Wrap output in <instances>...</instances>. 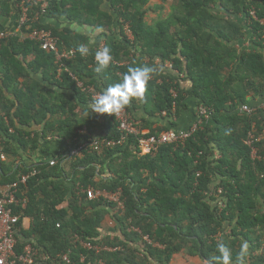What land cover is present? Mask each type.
<instances>
[{
	"label": "trees",
	"instance_id": "obj_1",
	"mask_svg": "<svg viewBox=\"0 0 264 264\" xmlns=\"http://www.w3.org/2000/svg\"><path fill=\"white\" fill-rule=\"evenodd\" d=\"M48 1L34 25L50 29L60 50H74L63 66L37 40H20L17 35L0 40V154L14 158L6 163L0 158V175H4L0 185L17 182L18 197L27 199L12 205L19 216L17 252L32 243L38 250L36 259L47 258L48 264H99L100 260L170 264L174 254L221 264L216 245L223 242L231 252L230 264H264L263 254H253L264 248V139L255 143L260 159L251 158L243 141L253 123L257 132L264 127V109L254 116L238 111L241 104L264 100V28L252 19L251 35L247 34L239 19L240 15L250 18L252 8L258 18L264 17V0ZM169 1L175 4L167 11L169 16L162 13L160 21L150 23L148 13L160 12ZM20 2L0 0L1 27L14 28ZM32 9L41 13L39 5ZM87 28L100 31L98 40L83 31ZM116 31L121 38H110ZM247 39L250 48L238 47ZM102 40L113 60L96 73L95 53ZM80 46L88 49L87 54H81ZM155 59L169 61L172 67H159ZM143 66L157 71L143 98H133L126 108L143 113L142 122L150 133L178 128L171 116L174 102L178 118L182 110L196 105L211 108L215 126L198 130L185 145L165 144L145 155L134 136L81 158L68 157L64 148L54 152L55 142L61 147L77 145L83 127L91 137L121 138L113 114L93 113L89 88L102 93L120 82L129 68ZM163 111L166 117L161 116ZM35 125L41 129H34ZM40 148L48 159L33 164ZM216 151L222 155L218 160L213 158ZM33 170L37 173L21 183V175ZM88 186L122 189L123 208L103 198L89 200L83 192ZM219 187L223 194L218 201L210 192ZM107 216L116 221L114 231L121 235L101 237ZM24 218L33 219L28 229L22 225ZM226 222L233 226L231 233L216 237ZM87 242L115 250L97 251L85 247ZM245 243L250 249L241 259ZM66 253L68 263L61 258Z\"/></svg>",
	"mask_w": 264,
	"mask_h": 264
},
{
	"label": "built area",
	"instance_id": "obj_2",
	"mask_svg": "<svg viewBox=\"0 0 264 264\" xmlns=\"http://www.w3.org/2000/svg\"><path fill=\"white\" fill-rule=\"evenodd\" d=\"M36 5L40 6L41 13L40 11L34 12L32 9V7ZM48 5V0H21V2L16 7L18 11H16V19L12 25L14 28L7 29L0 26V40L12 35H17L20 40L26 38L37 40L39 41L40 47L43 50L52 51L55 53V62L61 67L63 66V60H69L74 54V50H60L58 46V38L53 35L50 29L38 28L34 25L35 22L42 18L44 14L43 12L48 7ZM250 14L252 19L258 20L259 23L264 26V17L258 18L253 9L251 10ZM22 29L25 30L22 31ZM103 47L104 43L100 45L99 49ZM165 65L171 67L172 64L169 62ZM65 70L69 71L67 68H65ZM70 76L77 81L79 87H83V82L78 80L77 77L73 75V73L70 72ZM89 90L92 92L94 99L101 94V92H95L92 88H89ZM171 93L174 97L177 96V93L174 89H172ZM259 109H264V102L258 105L242 104L240 106V111L249 116L256 115ZM196 112L199 119L188 129H170L159 134H150L149 131L143 126L142 120L137 118L125 107L120 112L113 114L115 121L117 122L118 129L121 132V138L115 140L109 139L108 137H91L87 130H82L80 133L84 134V136L78 140V144L73 146L69 154L71 157L81 158L87 152H97L122 144L123 141L130 136L137 138V142L142 154L157 151L164 144H184L195 131L200 129L210 120L211 111L207 107L199 105L196 108ZM254 129H256L255 124H253L252 130L249 132L248 138L244 141L245 144L252 147L251 154L253 157L256 154L253 144L255 142L262 141L264 138V127H262L260 132H256ZM0 158L2 160L6 159V155L1 153ZM54 163L55 159L50 160L51 165ZM36 173L37 171L33 170L27 174H22L20 182L26 183L27 180ZM18 190V183L15 182L10 184L6 192L0 196V264H48L47 258H44L41 261L36 259L38 250L32 243H27L21 252H17L16 246L17 238L19 236L17 223L19 222V216L13 213L12 205L27 201L26 198L18 197ZM83 192L86 193L89 200L103 198L108 202H114L120 206H123L121 201L122 189L120 188L110 191L108 189L88 186L83 190ZM219 192H221V190H219ZM144 239L152 244V241L148 236H145ZM84 245L87 248H93L100 251L107 248L93 246L88 242ZM61 258L67 263L70 262L69 253L63 254ZM83 260L84 257H82V261ZM99 264L106 263L103 260H100Z\"/></svg>",
	"mask_w": 264,
	"mask_h": 264
},
{
	"label": "clouds",
	"instance_id": "obj_3",
	"mask_svg": "<svg viewBox=\"0 0 264 264\" xmlns=\"http://www.w3.org/2000/svg\"><path fill=\"white\" fill-rule=\"evenodd\" d=\"M252 9L254 10V8H252ZM252 9L249 10V13L251 12ZM251 17H252L251 14H250V18L244 17V15H240V17H239V19H243L244 29L246 30L247 34L249 33L250 35H251V30H252V28L250 27V25L252 23L251 22L252 21ZM259 25L264 28V26H262L260 23H259ZM125 32H126L127 35H129L131 37H134L133 33L130 30L125 31ZM248 41H250V39H248ZM250 43H251V41H250ZM79 50H80L81 54H87V52H88V49L86 47H84V46H80ZM95 60H96V67H95V72L96 73H101L104 69L108 68L110 63L113 60V55H112L110 47L104 46L103 48L97 50L96 53H95ZM158 60H160V59H158ZM161 62H162V60H161ZM166 63H169V61H167L165 63L162 62V64L165 67H168V66L165 65ZM171 67H172V65H171ZM171 67H168V68H171ZM156 71H157L156 68L150 67V66L129 68L128 71L123 75L122 80L120 82H117L115 84L109 85L108 87H106L103 90V92L100 95H98L94 99V101L92 103L93 113H95V114H105V113H107V114H116V113L120 112L121 110H123L126 106H128L133 98H136V99L143 98V96L145 94V91H146V88H147V85H148L150 79L152 78V75ZM181 76H183V75L181 74ZM250 105H252V104H250ZM197 106H199V105L195 106V112H196ZM240 106L238 107V111L240 113H244V112L240 111ZM176 107H177V104L174 102V104L172 106V109H171V116H172V120L177 122V121H179L180 117L178 118L176 116V110H177ZM208 109H210V111H211L210 120L212 121L213 110L211 108H208ZM167 115H168L167 111H163L161 113L162 117H166ZM137 118H139V117H137ZM194 123L190 124L188 126V128H190ZM253 124H255V123H253ZM207 125L210 126L209 122H207L204 126H202L198 130L204 129L205 126H207ZM143 126H144V124H143ZM255 127H256V124H255ZM188 128H184V129H188ZM252 128H253V125H252ZM168 130H170V129H168ZM174 130H182V129L181 128H174ZM254 130H256V132H257V128L254 129ZM163 131H167V130H163ZM163 131H161V132H163ZM197 131H195L194 133H196ZM150 134H152V133H150ZM247 138H248V136H247ZM247 138H245L243 141H245ZM185 143L184 144H175V145H185ZM255 143H259V142H255ZM255 143L253 144V146L255 147V150H259L258 146H256ZM244 144H245V142H244ZM245 145H247V144H245ZM247 146L250 148V150L252 152V147H250L249 145H247ZM139 150H140V148H139ZM152 152H156V151H152ZM140 153H141V150H140ZM147 154H149V153H147ZM143 155H145V154H143ZM221 156H222L221 153L219 151H216L214 156H213V158L218 160V159L221 158ZM251 158L252 159H260V154H258V156H254V157L251 154ZM219 190H221V192H219ZM213 194L217 196V199L219 201L220 199H222L221 195L223 194V189L220 188V187L217 188V189H212V192H210V195H213ZM212 203L214 205L215 203H217V201H213ZM218 204L222 206V202H218ZM226 223H228V222H226ZM229 227H231L230 230L232 231V227L233 226H231L230 223H229ZM231 231L227 232L226 228H224L223 232H221L219 234V236L222 235V233L230 234ZM247 246H248L247 243L242 245L241 253H240L241 259H243L244 255H245V250L247 249ZM216 248H217V251L220 253V255L216 259L221 261V264H230V262H231V252H230V249L228 248V246L225 243H223V242H217ZM253 254L254 255H259V254H255V252H253Z\"/></svg>",
	"mask_w": 264,
	"mask_h": 264
},
{
	"label": "crops",
	"instance_id": "obj_4",
	"mask_svg": "<svg viewBox=\"0 0 264 264\" xmlns=\"http://www.w3.org/2000/svg\"><path fill=\"white\" fill-rule=\"evenodd\" d=\"M104 6H106V8L108 9V10H110L111 11V6L108 4V2H106L105 4H104ZM168 13V12H167ZM157 17H158V15H157ZM159 18V17H158ZM2 23L4 22V21H1ZM83 31H85V32H89L88 34L91 36V37H93L95 40H98V36L100 35V32L99 31H97V32H99V33H96L94 36L92 35V31L93 30H91L90 31V29H85V30H83ZM118 33V34H117ZM128 36V38H129V40H133L134 39V37H131V36H129V35H127ZM105 37V36H104ZM110 38H121V35L119 34V32L118 31H116L115 32V34H113V35H111L110 36ZM103 39V38H102ZM102 43H104V40H102L101 41ZM101 43V44H102ZM104 45H105V43H104ZM243 46H245V47H243ZM243 46H238V47H241V48H250V46L247 44V45H244L243 44ZM155 63L160 67H165L163 64H162V62H161V60H158V59H155ZM163 65V66H162ZM158 82H160V80L158 81ZM189 99V101H190V103H193L194 101V99L193 98H188ZM262 102H264V100H262V99H259V98H256V99H253L252 100V102H251V104L252 105H258V104H261ZM133 113V112H132ZM135 116H137V117H139V118H141L142 117V115H143V113L140 111V112H134L133 113ZM198 115H197V113L195 112V106H193V108L191 107V109L190 108H188V109H184V110H182V112H181V116H180V118H179V121H177V123H178V128H181V129H184V128H188V126L190 125V124H192V123H194V122H196V121H198ZM209 124H211L212 126H215V123L214 122H212L211 120H209ZM158 124L156 123L155 125H154V127H156ZM34 129H36V130H40L41 129V126L40 125H35L34 126ZM148 129V128H147ZM82 130H86L85 129V127H83V128H79V130H78V133H80ZM149 130V129H148ZM81 134V133H80ZM96 136V135H95ZM82 138V137H81ZM78 139H80L79 137L77 138L76 137V139L75 140H77L78 141ZM76 141V142H77ZM64 146V147H63ZM52 149H54V152H57L58 150H59V152H60V150H61V148L63 149V150H66L65 151V154H67V156L68 157H71L70 156V154H69V152H70V150L73 148V146H71V145H68V144H63L62 145V147H61V144H59L58 142H55L54 144H52ZM14 158H8V156H7V158L6 159H4L5 160V163L6 162H9V161H12ZM47 159H48V155L47 154H44L43 152H42V149L40 148L39 149V151L38 152H36V154L34 155V157H33V160H32V163L33 164H37V163H45L46 161H47ZM2 160V159H1ZM4 160H2V161H4ZM7 160V161H6ZM19 164H20V161H18V163L16 162V164L14 165V169H16L18 166H19ZM1 167H2V163H1V161H0V169H1ZM13 169V170H14ZM13 170L11 171V172H7V173H5L6 174V176L7 175H9V174H11L12 172H13ZM1 174H2V172H1ZM4 175L2 174V175H0V179H1V177H3ZM104 178H106V177H104ZM8 189V185H6V186H2V185H0V192H1V194L2 193H5L6 192V190ZM119 207L120 208H123V206H120L119 205ZM32 218H24V220H23V223H22V225H23V227L24 228H26V229H28L29 228V226H30V224L32 223ZM229 225V223H225V226H224V228H226L227 226ZM115 226H116V221H114V219L113 218H110L109 216H107L106 218H105V220L102 222V228H101V233H102V235H101V237H106V236H111V237H114L115 235H121L120 234V231L118 230V231H114L115 230ZM229 227V226H228ZM152 245L153 246H158L159 247V245L157 244V243H153L152 242ZM101 247H107L106 249H103L104 251H113V250H115V248L114 247H111V246H108L107 244H104V245H102ZM161 247V246H160ZM97 251H100V250H97ZM155 264H158V262H155ZM170 264H210L209 262H206V261H204L202 258H200V257H195V256H187V255H185V254H174V257H172V259H171V261H170Z\"/></svg>",
	"mask_w": 264,
	"mask_h": 264
},
{
	"label": "rangeland",
	"instance_id": "obj_5",
	"mask_svg": "<svg viewBox=\"0 0 264 264\" xmlns=\"http://www.w3.org/2000/svg\"><path fill=\"white\" fill-rule=\"evenodd\" d=\"M158 1V0H157ZM166 7V9L164 8L163 10H161L160 12H158V11H150L149 13H148V15H149V17H148V19L150 20V23H157L158 21H160V19L158 18V17H160V16H162V13H164V14H168L167 13V11L169 10H173V7L175 6V4L174 3H172L171 1H169L166 5H165ZM172 7V8H171ZM157 15H158V17H157ZM167 16H169V15H167ZM166 16V17H167ZM162 19H164V18H161V20ZM166 19V18H165ZM155 21V22H154ZM73 28H77V29H79V27H77V26H73ZM100 32V31H99ZM99 32H97L96 30H93L92 31V35L94 36L96 33H99ZM92 39L93 40H95L93 37H92ZM244 45H249V46H252V43H250V41H248V39L243 43ZM243 44H238V45H241V46H243ZM243 47H245V46H243ZM261 99H263V98H261ZM256 151V154H255V156H258V152H259V150H255ZM229 226V225H228ZM226 227V231L227 232H230L231 230V227ZM223 234V233H222ZM228 234V233H227ZM217 236H219V235H217ZM216 236V237H217ZM264 246V241H263V245H262V247ZM249 249H250V247H249V245L247 246ZM255 254H263V256H264V248H262V249H259V250H257V251H255ZM188 256V255H187ZM196 257V256H195ZM159 264V263H158ZM234 264V263H233Z\"/></svg>",
	"mask_w": 264,
	"mask_h": 264
}]
</instances>
